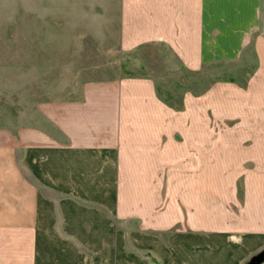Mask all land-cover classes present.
<instances>
[{
	"label": "crops",
	"instance_id": "obj_1",
	"mask_svg": "<svg viewBox=\"0 0 264 264\" xmlns=\"http://www.w3.org/2000/svg\"><path fill=\"white\" fill-rule=\"evenodd\" d=\"M95 5L98 76L15 125L0 113V264H247L264 247V0ZM153 57L212 79L177 81L172 103Z\"/></svg>",
	"mask_w": 264,
	"mask_h": 264
},
{
	"label": "rangeland",
	"instance_id": "obj_2",
	"mask_svg": "<svg viewBox=\"0 0 264 264\" xmlns=\"http://www.w3.org/2000/svg\"><path fill=\"white\" fill-rule=\"evenodd\" d=\"M38 2H41L42 38L44 33L46 35L49 33V23L55 24L54 36H52L54 40L51 43L43 39L37 43L33 39L34 32H37L34 22L36 23ZM95 3L96 0H25L22 10L21 4L16 3V0H0V50H6L9 55V57L0 56V113L4 117L8 112L9 121H6L9 124H16L18 110L24 111L26 116L29 112H33L37 100L47 97L57 98L74 92L72 86L80 79L78 70H85L83 73L85 75L81 74L82 76H98L91 69L100 61L96 56L97 43L94 32L96 17L92 14V10L95 11ZM82 12L85 17H82ZM82 30L85 37L83 42L78 41L76 35ZM18 33L19 36L24 35L23 66L20 59L18 64L16 57ZM34 50H37L35 54ZM49 52L52 55L50 65L47 57ZM37 53L41 55L40 58ZM149 59L151 60H149L151 64L148 62L150 75L156 79L158 86L168 87L172 103L176 102L177 93L180 94V88L177 90L176 86L177 81L179 83L184 81L185 89H203L212 79L211 69L193 75L177 70L170 60L169 66H166L158 57ZM6 76H8L7 82ZM6 84L8 87L5 86ZM261 251H264V247L250 254L246 259L247 264H264V259L257 263L254 261V256Z\"/></svg>",
	"mask_w": 264,
	"mask_h": 264
},
{
	"label": "water",
	"instance_id": "obj_3",
	"mask_svg": "<svg viewBox=\"0 0 264 264\" xmlns=\"http://www.w3.org/2000/svg\"><path fill=\"white\" fill-rule=\"evenodd\" d=\"M254 261L257 263L259 261H261L262 259H264V251H261L260 253H258L257 255L254 256Z\"/></svg>",
	"mask_w": 264,
	"mask_h": 264
}]
</instances>
